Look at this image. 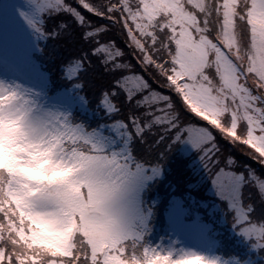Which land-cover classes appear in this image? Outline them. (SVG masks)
Returning <instances> with one entry per match:
<instances>
[{
  "label": "snow or ice",
  "instance_id": "1",
  "mask_svg": "<svg viewBox=\"0 0 264 264\" xmlns=\"http://www.w3.org/2000/svg\"><path fill=\"white\" fill-rule=\"evenodd\" d=\"M33 12H21L44 38V15L65 14L78 25L70 33L76 54L65 64L74 87L98 84L99 106L112 117L95 128L76 123L70 111H49L46 123L58 138L87 145L83 153L94 178L74 186L76 195L52 182L32 188L27 211L0 183V264H156L169 256L145 239L149 210L141 194L162 174L153 163L148 134L188 141L209 159L217 150L213 128L264 165V0H31ZM60 28L68 25L62 22ZM60 35L59 32L56 33ZM124 44L132 49L125 51ZM245 42L241 64L240 41ZM132 55L139 68L126 57ZM99 69V71H96ZM253 78L251 86L248 81ZM153 83L159 85L154 88ZM11 88L0 80V94ZM166 89V91L160 90ZM226 93L225 107L217 101ZM231 96L245 103L228 107ZM127 105L128 111L122 115ZM144 109V111H139ZM190 112L208 126L186 120ZM158 129L153 133L152 129ZM137 141L146 146L136 150ZM221 161H217V164ZM215 173L218 194L228 201L234 227L264 248V208L246 203L252 184L264 193L257 170L232 171L229 155ZM264 203V199H261ZM71 209V223H68ZM42 232L64 237L52 245ZM171 264H178L172 260ZM207 264H221L210 257ZM224 264H227L225 261Z\"/></svg>",
  "mask_w": 264,
  "mask_h": 264
},
{
  "label": "rangeland",
  "instance_id": "2",
  "mask_svg": "<svg viewBox=\"0 0 264 264\" xmlns=\"http://www.w3.org/2000/svg\"><path fill=\"white\" fill-rule=\"evenodd\" d=\"M34 8L35 5L31 3V0H0V80L13 84L19 82L24 86L35 89L40 94L41 102L45 107L59 111H70L74 115L78 105L86 106V104L82 103L83 97L77 96L79 91L69 89L63 92H53L50 90V86L45 84L48 78L46 68L40 64L38 58L35 62L30 59L34 46L36 45V49L39 46L38 39L41 36L29 25L21 12L31 13ZM121 45L125 46L123 39L121 40ZM125 51L131 53L132 49L125 47ZM126 60H131L139 68L132 55L127 56ZM168 94L173 95L171 92H168ZM139 111H144V109ZM184 118L194 124L211 127L193 113L186 112ZM109 124L107 123V125ZM212 130L217 137L216 143L218 147L209 158L211 162L207 159L201 160L203 153H200L186 140H165L159 142L158 137L148 134L149 143L153 140L157 141L156 144H153L150 155L153 163H159L162 166V174L148 182L142 191L141 201L145 211L149 208L146 206L147 200H145L144 195L153 188L152 183H155L156 179L161 180L158 182L160 185L164 184L168 179L173 182H189L188 186L192 189L196 191L200 189V191L208 193L212 199H223L218 194L214 179L215 173L220 168L225 167L224 163L217 164V161H220L221 153L224 154V149L229 150L228 143L230 141L216 129L213 128ZM157 131L158 129L156 128L152 129L153 133ZM141 146L142 148L136 145V150L142 155L146 146L142 144ZM231 170L234 171V167ZM163 175L165 177L160 178ZM155 187L159 189L157 185ZM163 199L164 195L158 192L152 196L151 205L155 202L160 204ZM171 199L175 200L165 210L163 220L157 219L152 222L150 217L148 219L150 231L147 232L145 239L150 244L168 246L173 241H178L177 247L182 244L197 248L219 257L221 264H224L225 261L227 264H253L249 259L239 262L230 261L222 257L218 250L219 242L210 232L211 225L203 220L197 211L191 214L192 218L187 217L191 208L185 205L187 201L183 196H179L177 193Z\"/></svg>",
  "mask_w": 264,
  "mask_h": 264
},
{
  "label": "clouds",
  "instance_id": "3",
  "mask_svg": "<svg viewBox=\"0 0 264 264\" xmlns=\"http://www.w3.org/2000/svg\"><path fill=\"white\" fill-rule=\"evenodd\" d=\"M211 4V0H209ZM241 64L245 59V42L240 41ZM253 78H249L251 86ZM7 83V82H6ZM11 88L0 94V183L6 194L17 197L19 206L27 211L28 193L40 185H58L69 195L74 193V186L94 178V169L83 155L88 151L87 145L69 142L66 138H58L51 125L46 123L47 113L57 111L45 107L40 94L19 82L7 83ZM220 94L217 101L221 109L225 107L226 93ZM261 104L264 106V89L259 90ZM245 99L234 100L227 97L228 107L237 103H245ZM264 199V193L260 194ZM151 215V209H148ZM68 223H71L69 209ZM148 224V222H147ZM146 233L150 231L148 224ZM41 239L52 245L62 244L64 239L59 234L42 232ZM149 243V242H148ZM173 241L171 245L158 247L169 256L168 261L159 259L156 264H207L210 257H216L197 248L180 245Z\"/></svg>",
  "mask_w": 264,
  "mask_h": 264
},
{
  "label": "trees",
  "instance_id": "4",
  "mask_svg": "<svg viewBox=\"0 0 264 264\" xmlns=\"http://www.w3.org/2000/svg\"><path fill=\"white\" fill-rule=\"evenodd\" d=\"M62 22L66 23L68 27L60 28L59 25ZM43 28L49 35L47 38L40 35L41 38L38 39L39 46L37 49L36 45L34 46L30 59L35 62L38 58L40 64L46 68L48 78L45 84L50 86V90L53 92H63L69 89L80 92L81 95L78 92L77 96L83 97L82 103L86 104V106L78 105V109L73 115L76 123H84L90 128L106 126L107 123L111 122L112 117L99 106V89L94 86L98 84V81H95L90 76L89 85L82 89H77L74 87V81L65 75L64 66L76 54L79 46L78 41H75L73 36L69 34L78 32V25L71 17L54 13L52 15H44ZM57 32L60 33L59 36L56 35ZM124 47L127 46L125 45ZM96 71H99V69ZM153 87L159 88L156 84H153ZM160 90L167 92L163 88ZM126 113L125 104L122 115ZM137 146L142 148L139 141H137ZM228 148L229 150L224 149V154L221 153V163L226 157L232 155L236 159V164L233 166L234 171H245V167H251L257 170L258 175L264 176V165L249 156L241 147L229 142ZM137 152L140 153L138 150ZM163 177L165 175L160 178ZM159 181L161 180L156 179L155 183H152L153 188L144 195L145 200H147L146 206L151 209L150 221L163 220L165 210L175 200L171 198L178 193L179 196H183L186 199L187 203L185 205L191 208L188 218H192L191 214L197 211L200 213L201 218L211 225L210 232L219 242L218 250L222 257L230 261L244 262L249 259L253 264H264V248H254L253 241L246 238L234 227L233 213L226 199H212L208 193H204L200 189L196 191L189 187V182H173L168 179L164 184L160 185L158 184ZM155 185L159 189H156ZM158 192L164 195V199L161 200L160 204L155 202L151 205L152 196ZM243 193L246 203H254L258 210L264 208V203H261L260 195L252 184L246 185Z\"/></svg>",
  "mask_w": 264,
  "mask_h": 264
}]
</instances>
